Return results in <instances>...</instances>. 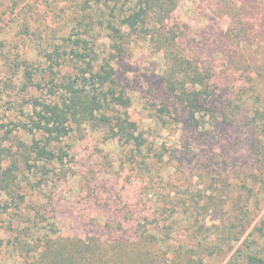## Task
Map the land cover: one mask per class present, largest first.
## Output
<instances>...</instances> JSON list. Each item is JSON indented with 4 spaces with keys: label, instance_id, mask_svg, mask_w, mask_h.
I'll return each instance as SVG.
<instances>
[{
    "label": "trees",
    "instance_id": "obj_1",
    "mask_svg": "<svg viewBox=\"0 0 264 264\" xmlns=\"http://www.w3.org/2000/svg\"><path fill=\"white\" fill-rule=\"evenodd\" d=\"M178 1L84 0L80 10L71 13L66 27L56 29L60 36L49 34L45 38L51 39L45 40L42 34L33 45L25 40L32 29L29 20L10 25L19 32L11 40H0V62L11 75L4 88L24 101L16 100L15 106L6 109L9 116L0 117V209L15 225L20 218L15 210L10 213L9 200L21 210L29 197L45 193L52 183L67 179L68 172L58 174L56 170L72 159L67 140L75 134L84 138L87 129L102 132L104 142L117 140L132 170L142 177L152 175L153 162L147 154L152 149L132 119V98L126 84L138 40L164 55L159 108L164 125L169 117L174 125H188L192 130L205 131L207 136L215 130L213 126L222 135H235L240 125L237 141L227 147L232 151L225 156L237 153L234 158L238 159L246 152L244 158L248 159L244 165L239 164L245 177L242 186H234L223 179V172H218L221 185L212 187L214 196H208L209 191L204 189L188 200L178 198L179 205L174 207L181 210L158 209L162 218L155 226L149 225L148 218H128V213L134 214L129 208L117 209L113 217L106 219L103 233H86L85 238L62 236L56 225L46 228L42 219L28 228L29 233L36 232L34 239L18 226L12 245L22 264H204V254L212 258L227 241L241 242L251 227L242 223L241 216L256 212L260 207L258 190L264 192V72L260 57L253 54L264 56V10L260 11L251 0H240L241 4L238 0H217L221 15L231 19V26L221 34L219 52L209 62L192 57L186 50L188 28L175 21L174 5ZM17 4L7 8L13 15ZM5 13L0 12V25L4 27L16 20ZM222 58L227 65L219 70ZM3 99L0 87V102ZM190 152L181 157L177 151L170 153L180 163L179 171L185 167L183 173L198 171L206 178L217 173L209 170L215 168L213 160H208L206 168L205 158L200 159V155L195 164L189 159ZM157 155L161 161L165 157L162 152ZM243 190L249 194L247 201L234 204L235 192ZM223 198L231 199L234 209L225 212L224 216L230 218L215 226L217 231L213 233L206 219L202 224L199 216L208 214L212 205ZM38 213L42 215V205ZM179 219L194 223L190 228H196L191 236L196 240L192 247L171 245L172 235L179 232ZM262 225L264 230V221ZM259 231L245 239L229 264H264V256L250 241Z\"/></svg>",
    "mask_w": 264,
    "mask_h": 264
},
{
    "label": "rangeland",
    "instance_id": "obj_2",
    "mask_svg": "<svg viewBox=\"0 0 264 264\" xmlns=\"http://www.w3.org/2000/svg\"><path fill=\"white\" fill-rule=\"evenodd\" d=\"M251 1L259 7L260 11L264 10V0ZM17 2V7L14 8L15 16L11 13L12 10L7 8L13 7ZM81 2L84 0H0V12H7L3 15H8L7 18L10 19H16L5 27L2 26L3 24L0 25V40L3 38L11 40L19 32L18 29H14L16 27L10 28V25L18 20L31 22L32 29L25 39L27 45L36 43L35 41H38L42 34L45 40L51 39L52 36L45 38L49 34L60 36L61 33H55L56 29L62 30L66 27L71 13L75 14L80 10ZM216 2L217 0H179L174 5L175 21L181 27L188 28L187 39L184 42L186 50L192 57L205 58L209 62L217 55L219 50L217 45L221 34L226 33L231 26V19L221 15ZM238 2L241 4L240 0ZM34 32H37L38 35L35 36ZM134 54L131 71L127 74L128 82H126L128 93L132 98L130 114L147 138L148 148L152 149L151 153L147 154L153 162L154 172L152 175L142 177L143 175L138 171L132 170L134 167L127 162L119 142L117 140L104 142L103 133L100 131L87 129L84 133L85 137L81 139H79L81 135H73L67 140L71 146L72 159L67 160L64 167L58 165L56 169L58 174L68 172V178L56 181L55 184L52 183L45 193L40 195L36 193L37 195L32 198L29 197L27 202L22 205L21 210H18L16 205L9 200V206L12 208L10 213L15 210L21 220L19 222L20 220L16 219L15 225H11V218L0 209V264H22L21 258L12 245L13 238L18 234L15 233L18 226H20V231L23 230L26 234L29 233L30 229L28 228L32 227L34 222L42 219L45 221L46 228L52 227L53 224L56 225L62 236L85 238L86 233L91 234L90 236L95 233H103L106 219L113 217L117 213V209L125 208L134 211V214L128 213V218L134 216L133 218L142 221L148 218L149 225L152 223L155 226L158 218L160 220L162 218L159 216L161 211L158 209L167 207L176 212L175 208L177 207L174 206L179 205V199L188 200L192 194H197L204 189L209 191L208 196H214L215 194L211 193L212 187L217 188L218 186L219 188L221 185L218 172H223V179L227 178L228 182H232L234 186L238 188L242 186V179L245 177L239 164L244 165L248 159L244 158L246 152L240 153L238 159L234 158L237 153L230 157L225 156L226 153L232 151L227 147L237 141L240 125L235 135L231 136L222 135L223 133L216 130L214 126L211 128L215 130L210 136H207L205 131L192 130L188 125H174V121L169 117L164 125L159 117V108L162 105L160 78L165 68L164 55L143 40L135 42ZM253 54L260 57L264 72V56L260 53L258 55L257 52H253ZM222 59L223 61L219 65L216 63L219 70H224L227 65L226 59ZM116 67L121 73L124 72V68L121 69L118 65ZM6 74L7 77H5ZM9 76H11L10 70L0 62V87L4 92V99L0 102V117H3L4 114L9 116V111L6 109L9 106H15L17 101H24L21 97L16 96V92L5 90L4 82L7 78L9 79ZM206 125L209 127V123ZM20 136L25 137L26 140L31 139V136L24 134ZM214 141L216 142L214 143ZM187 150H191L189 159L195 164H198L196 158L200 155V159L205 158L206 160V168L209 165L208 160H213L216 163L215 168L209 170H216L217 173H213L211 178H206L202 177V172L198 171L183 173L185 167L179 171L177 168L180 163L173 159L170 153L177 151V156L181 157V154L186 153ZM161 152L165 156L162 161L157 158V153ZM225 169L229 171L226 172ZM239 169L241 174L238 173ZM209 170L207 169L205 172ZM55 178L58 179V176L56 175ZM232 189L234 190V188ZM261 190H258L260 207L247 217L241 216L243 224H251L241 242L227 241L226 245H223V249L218 250L220 252L212 258L204 254V264H229L245 239L258 228L261 231L250 237V241L253 243V247L264 256L262 225V221H264V192L261 193ZM235 194L234 204L236 202L245 204L249 197L245 190L241 193L235 192ZM208 198L206 197V200ZM41 205L42 215L38 213ZM46 207L53 213H45L50 211ZM177 209L181 210L179 207ZM231 209H234L231 199L223 198L221 202L212 205V210L208 214L204 213L199 216L200 222L203 224L206 219L207 227L212 228V232L215 233L217 231L215 226H219L222 221H227L230 218L224 214L225 212L229 214ZM156 211L157 214H155ZM175 216L177 217L178 214ZM177 221L180 222L177 225L179 232L171 237L172 247H192L196 242L191 238L196 228L190 229L191 226L194 227V223L191 219L188 222L181 221V219ZM29 234L31 239H34L36 232Z\"/></svg>",
    "mask_w": 264,
    "mask_h": 264
}]
</instances>
